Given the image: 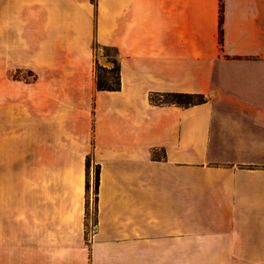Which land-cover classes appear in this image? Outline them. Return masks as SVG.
<instances>
[{
  "label": "crops",
  "instance_id": "crops-1",
  "mask_svg": "<svg viewBox=\"0 0 264 264\" xmlns=\"http://www.w3.org/2000/svg\"><path fill=\"white\" fill-rule=\"evenodd\" d=\"M5 8L37 78L17 119L35 172L7 194L0 264H264V0ZM95 43L118 51L119 91L97 89L96 62L109 66ZM175 93L207 101L152 102ZM88 157L100 166L89 244Z\"/></svg>",
  "mask_w": 264,
  "mask_h": 264
},
{
  "label": "rangeland",
  "instance_id": "rangeland-1",
  "mask_svg": "<svg viewBox=\"0 0 264 264\" xmlns=\"http://www.w3.org/2000/svg\"><path fill=\"white\" fill-rule=\"evenodd\" d=\"M95 0H93L94 2ZM7 0H0V227L8 225L7 194H22L26 177L34 175L35 171L25 170L23 146L18 138L22 134V119L24 95L28 84L37 78L30 68L31 59L25 57L23 41L17 40V30L23 29L21 22L16 20V10L8 11ZM9 18H11L9 20ZM19 24V25H18ZM21 37V36H19ZM97 56L103 59L107 69H112L115 52L98 47ZM109 61V63H108ZM102 66V65H101ZM161 99V98H158ZM161 100H164L161 99ZM95 169H90V190L86 196V241L96 232L98 203L95 195ZM10 225L16 230V205L12 201ZM88 205V214H87ZM97 209V210H96ZM14 241V238L12 239ZM2 242V238L0 239Z\"/></svg>",
  "mask_w": 264,
  "mask_h": 264
},
{
  "label": "trees",
  "instance_id": "trees-1",
  "mask_svg": "<svg viewBox=\"0 0 264 264\" xmlns=\"http://www.w3.org/2000/svg\"><path fill=\"white\" fill-rule=\"evenodd\" d=\"M220 43H223V6L221 7V15H220ZM99 47L98 44L95 43L94 49ZM106 50L112 49L115 52V57L112 61L114 67L112 69H107L96 62L95 65V74H96V85L97 89L102 92H116L121 89V75H120V63L118 60V51L113 48H104ZM207 100L203 95H191V94H167L164 96V100L158 99L157 97H152V102L160 103V104H174L179 107L189 108L191 106L200 105L205 103ZM92 159L91 157L87 158L86 163V190L87 194L90 190V169L92 167ZM95 169V195L96 202L98 203V192L100 185V166L94 165ZM97 210V209H96ZM87 214H88V205H87Z\"/></svg>",
  "mask_w": 264,
  "mask_h": 264
}]
</instances>
